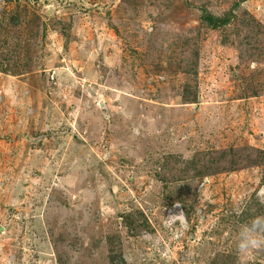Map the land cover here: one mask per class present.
<instances>
[{"label":"rangeland","instance_id":"rangeland-1","mask_svg":"<svg viewBox=\"0 0 264 264\" xmlns=\"http://www.w3.org/2000/svg\"><path fill=\"white\" fill-rule=\"evenodd\" d=\"M262 201L264 0H0V264H264Z\"/></svg>","mask_w":264,"mask_h":264},{"label":"clouds","instance_id":"clouds-1","mask_svg":"<svg viewBox=\"0 0 264 264\" xmlns=\"http://www.w3.org/2000/svg\"><path fill=\"white\" fill-rule=\"evenodd\" d=\"M264 203V201H262ZM176 207H180L179 204ZM184 213L172 214L167 217L169 224L175 223L176 220L183 221ZM238 251L247 255L253 249H260L264 247V216L256 217L251 221L250 225L242 226L239 234Z\"/></svg>","mask_w":264,"mask_h":264},{"label":"trees","instance_id":"trees-1","mask_svg":"<svg viewBox=\"0 0 264 264\" xmlns=\"http://www.w3.org/2000/svg\"><path fill=\"white\" fill-rule=\"evenodd\" d=\"M231 16V15H230Z\"/></svg>","mask_w":264,"mask_h":264}]
</instances>
